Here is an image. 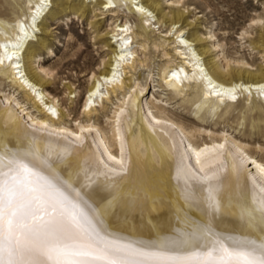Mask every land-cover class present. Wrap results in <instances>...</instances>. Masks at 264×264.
<instances>
[{
    "label": "bare ground",
    "instance_id": "6f19581e",
    "mask_svg": "<svg viewBox=\"0 0 264 264\" xmlns=\"http://www.w3.org/2000/svg\"><path fill=\"white\" fill-rule=\"evenodd\" d=\"M183 1L27 0L11 31L0 28V154L5 164L22 155L110 239L169 255L196 250L171 243L194 235L203 250L209 230L259 244L264 143L240 136L233 123L244 124L248 112L263 113L253 126L264 121V15L250 24L259 30L254 45L247 28L240 35L242 49L263 59L255 67L227 56L212 30V42L192 31ZM53 6L58 15H90L101 54L97 68L81 71L89 76L87 96L73 118L51 90L55 67L42 57L55 53L46 43ZM127 9L140 19L137 31ZM164 21V39L153 42L162 61L155 72L147 30ZM65 94L73 104L78 87L69 82ZM109 104L102 125L98 115Z\"/></svg>",
    "mask_w": 264,
    "mask_h": 264
},
{
    "label": "snow or ice",
    "instance_id": "6c2138e0",
    "mask_svg": "<svg viewBox=\"0 0 264 264\" xmlns=\"http://www.w3.org/2000/svg\"><path fill=\"white\" fill-rule=\"evenodd\" d=\"M4 159L0 154V264H264V241H225L210 230L212 239L203 250L197 243L199 235L172 241L196 249L184 255L110 239L22 155L13 156L7 164ZM257 168L264 172V166ZM256 186L264 211V180Z\"/></svg>",
    "mask_w": 264,
    "mask_h": 264
},
{
    "label": "rangeland",
    "instance_id": "374dc122",
    "mask_svg": "<svg viewBox=\"0 0 264 264\" xmlns=\"http://www.w3.org/2000/svg\"><path fill=\"white\" fill-rule=\"evenodd\" d=\"M26 1L0 0V19H4L3 23L0 24L2 30L11 31L13 20L25 12L24 5ZM171 1L163 0V3L170 5ZM183 3L184 6L180 7L181 10H184L188 6L189 9H192V12L187 13L186 17L187 20L194 23L193 28H191L192 31L199 30L204 37L208 36V39L212 42L214 41L210 37V31L212 30L217 40L223 43L222 49H224L223 51L227 56H243L250 63L254 64L255 67L263 64V59L259 56L250 54L249 51L242 49L240 46V35L247 28L253 35L252 38L247 40L248 44L254 45L257 42L256 35L259 30L253 26L252 28L250 24L252 23V19L259 14L264 15V0H184ZM53 7V11L46 20V23L50 25L52 30L51 34L46 36V43L47 47H52L55 53L42 57H44V61L48 65L55 67L54 82L51 85V90L58 94L64 106L72 111L70 112L73 118L79 115V109L83 108L82 105L87 96L86 91L89 76H82L81 71L86 67L90 68V70L97 68L101 54L97 50V43H95L93 37L96 33L89 26V21H91L90 15L82 19L74 17L69 13L67 15H58V8L56 6ZM124 14L128 16L133 24V29L137 31L140 27V19L129 9ZM165 24L166 22L164 21L157 24L155 28L152 27L154 29L153 34L147 30L148 52L152 55V59L148 65L154 68L155 72H158V66L162 61L158 56L159 52L154 50L153 42L164 39L162 36L163 31L167 29ZM104 28L105 25L103 24L102 29ZM79 44H81L80 47ZM34 47L39 49L37 53H46V50H40V45L34 44ZM168 49L173 51L172 45ZM69 82L78 87V95L74 97L73 104H69L65 94V88ZM150 90L152 92V87ZM234 105L233 107H237V104ZM110 108L111 104L107 106L104 113L100 112L98 115L102 125L104 124V114H110ZM171 112L187 124L194 123V115L188 113L186 110L177 111L175 109ZM259 114L263 113L248 112L244 124H241L240 120L239 122H234L233 125L237 128L240 136L243 134L246 137L252 136L254 140L264 143V121L260 122L258 126L252 125L253 119H257ZM230 120H234L233 115H231Z\"/></svg>",
    "mask_w": 264,
    "mask_h": 264
}]
</instances>
